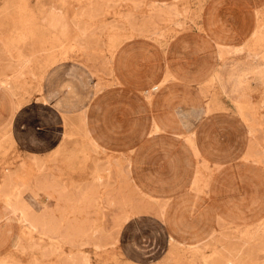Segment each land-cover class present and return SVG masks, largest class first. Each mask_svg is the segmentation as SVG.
I'll use <instances>...</instances> for the list:
<instances>
[{
	"label": "rangeland",
	"instance_id": "obj_1",
	"mask_svg": "<svg viewBox=\"0 0 264 264\" xmlns=\"http://www.w3.org/2000/svg\"><path fill=\"white\" fill-rule=\"evenodd\" d=\"M255 9L262 11L246 47L231 52L264 62V0H0V86L15 111L26 103L15 138L24 121L34 134L57 136L37 154L15 141L12 122L0 132V203L20 224L12 253L0 264H264V96L253 90L240 112L241 101L207 79L206 97L196 81L168 85L179 81L170 65L204 74L217 66L211 11L215 29H229L225 40L240 44L250 35ZM223 57L219 53L220 62ZM147 85L143 96L151 103V91L168 85L155 93L153 106L139 93ZM168 91L176 93L164 98L172 99L170 107L160 102ZM41 94L50 105L35 101L46 102ZM206 98L207 114L191 109ZM59 105L69 114L53 111ZM84 106L86 116L79 115ZM150 118L152 137L146 135ZM182 119L186 127L179 131L195 132L184 137L188 148L201 149L209 165L196 159V191L182 211L170 208L163 216L170 203L143 193L175 201L189 190L183 186L188 176L181 175L189 149L180 137L157 136L171 120L185 125ZM54 121L56 129L46 126ZM87 121L94 132L109 134L107 149ZM249 137L246 158L256 164L243 161ZM130 148L133 175L125 155ZM213 162L226 165L216 172ZM160 185L164 191L152 190ZM10 191L19 208L4 202ZM175 206L181 209L180 202ZM227 211L241 214L245 224L224 223ZM259 211L262 217L251 221ZM190 214L200 232L191 236H208L192 240L185 233L193 229Z\"/></svg>",
	"mask_w": 264,
	"mask_h": 264
},
{
	"label": "crops",
	"instance_id": "obj_2",
	"mask_svg": "<svg viewBox=\"0 0 264 264\" xmlns=\"http://www.w3.org/2000/svg\"><path fill=\"white\" fill-rule=\"evenodd\" d=\"M254 11H255L254 12L255 18H254V23H253V27H252V30L250 32V35H249V37H248V39L246 41H244L243 43H240V44H232L231 42L229 43V42H227L225 40V39H227L229 37V34H228V32L230 31L229 29L228 30L224 29V28L220 29V30H216L215 29V27H214L215 26V23H214L215 20L213 18L212 11L209 13L208 20H207L208 31L211 30L213 32V34L212 33H210V34H211V38L214 41V45L213 46H214L215 51H216V59L218 60V61H216L217 66H215L214 69H216L217 73L220 75V79L222 81V86H223L224 90L228 93V95L231 98L235 99V100L245 101V102H251V100L249 99V94L253 90L260 91L261 97L264 96V83H263L264 82V62L261 60V58L251 54L250 52L243 51V52L232 53L231 51H232V49H238V48L242 49V48L246 47V44H247L250 36L252 35V33H253L254 29H255V26H256V14L255 13H257L259 11H262V9H255ZM219 53L224 56L223 57L224 58L223 62H220V60H219ZM230 55H232L234 57H232L231 61L227 62L226 59ZM241 55H243V56H241ZM163 59H164L163 60V64H164V62L166 60H165V58H163ZM60 64H62V63H59L58 65H60ZM163 64H162V66H163ZM58 65H56V66H58ZM169 65H170V63H169ZM55 67H53V68H55ZM170 67H172V69L175 71L174 72L175 76H176V78L179 81L176 82V83H169L168 85H175V84H178V83H182V81H186L187 79H189L191 81H196L197 82V88H198L199 92L206 97V93L203 92V89L201 88V86H202V82L205 81L210 76L211 73H213V71H212V70H214L213 68L208 74H204L205 71H203V70H202V72H192L191 73V72H187V71H185V70H183V69H181L180 67H177V66L175 67V66L170 65ZM162 69L163 68L161 67V74H162ZM49 71L46 74L44 79H46L48 77ZM112 74H113L114 81L117 82V83H114V84H119L120 85L121 81H120V79L118 78V76L116 74L115 60L112 63ZM161 74H160L159 78L161 77ZM153 82H155V81H153ZM153 82H151V83L148 82V83H149V85H151ZM149 85H147L143 89H141L139 91V93L142 94L141 95L142 96V100L144 101V103L146 105L153 106L154 105V97L156 95L155 93L161 92L168 85H165L160 90L159 89H155V90L152 91L153 94H154V96L152 98V100H153L152 103L145 101L144 100V96H143L144 89L147 88ZM94 87H95V90H94L93 93L95 94V93H97L96 92V82L94 84ZM68 88H69V86H68ZM210 94L212 95V92ZM167 95L168 96L169 95L172 96V99H173L176 96V93H174L173 91H168L166 94L163 95V97H162V99L160 101L161 104L167 105V106L170 107L172 105V99H171V101L164 100V98L167 97ZM42 96H43V98H44V100L46 102L37 101V100H35V101L36 102H41L42 104L50 105V103L48 102L49 99H50L49 95L45 94V96L44 95H42ZM208 97H210V95ZM207 98L204 99L199 105L193 106L191 109L193 111H199L200 113L207 114V112H209L208 109H207V105H206L207 104L206 103ZM25 105H26V103H24L19 110L15 111V101H14L13 97L5 89H3L2 86H0V132L3 131L5 128H7L9 126V124L12 122V124H13L12 125L13 135L15 134L14 133L15 123L17 121H21L20 120L21 119L20 117H22L21 116V112H22L23 107ZM59 106L61 108L60 107L59 108L53 107V109H54L53 111H56V113H58V114L59 113L64 114V115H68L69 114V112L65 109V107L63 105H59ZM86 108H87V106H84V108H82L79 111H77V112H79V115L80 114L85 115ZM172 114H174V112ZM59 116H60V114H59ZM151 118L149 120L148 128H147V131H146V135L148 137H152L151 133H150V130H151ZM159 118L160 117H155V119H159ZM60 119H61V117H60ZM38 120H39V122L41 124L47 122V120H41V119H38ZM59 123L60 122H55L54 121V122H51L50 125H46V126H48L50 129L55 126L54 128L56 129ZM170 124L171 125H169L167 128H165L164 130L159 132L157 136H161V135H164V134H170L173 137H180V138H182V141L184 142V144L187 146L186 142L184 141V137L185 136H187V137L188 136H193V134L195 132L193 130L189 131L188 133H183V132L179 131V128L181 129L182 127H186V121H184L185 125H180V123L178 124V120H177L176 123H173V121L171 120ZM25 125L26 124H25V121H24V123L21 124V127H23V128L25 127V130L21 132L20 137H17L18 139L15 138V135H14V139H15L16 142H17V140H19V141H21L23 143V145L25 144V145L29 146L27 148H29L30 150H27L25 148L26 150H24V151L35 152V153L38 154V152L39 153L42 152L40 150L43 147H46L48 145V143L51 142V139L54 140V138L57 137L56 135H53V133L51 134V133H48V132L45 133V135H42V136L39 135V134H42L41 132H36L34 134V132L30 129V127L26 129ZM33 127L34 126H32V128ZM45 128H47V127H45ZM87 128L91 130L94 138L99 142V144H101L104 148H106V145L108 144L109 134L108 133L106 134L105 132H94L92 130V128L90 127V125L88 124V121H87ZM39 129H40V127H36V126L34 127V130H36V131L39 130ZM246 133H247V130H246ZM33 135H34V137H33ZM247 135H248V133H247ZM249 144H250V137H249V140H248L247 151H246V153H245V155L243 157V159H244L243 161L244 162H249L251 164H256V163L250 162L246 158V156L248 154ZM25 145H24V147H25ZM31 146L33 147V149L31 148ZM38 148H40V150ZM187 148H188V146H187ZM198 148L200 149L199 146H198ZM132 152H133V149L130 148L128 150V154H125V155H126V157L128 156L129 159L132 162V167L130 168V170H131V173L133 175V166H134L135 159H134V157L132 155ZM189 152H190L189 153V155H190L189 162H187L186 166L182 168V173H181L182 176H184V175L188 176V178L183 183V186L186 185L188 187V189H189L185 196L179 198V200H175L174 201L173 198L170 197V196L154 195V194L148 193V192L143 193V194L147 195L148 197L155 198L158 201L160 199H162V200H164L163 202L170 203L169 207L164 212L163 216L166 215L167 212L170 211V208L174 209L173 213H175V212L179 213L180 211H182L185 208V204H186L187 198H190V193L189 192H195L196 191L193 188H191L193 186V177L196 175V172H197V164L196 163L201 160V161L205 162L207 165H209L208 164V159L204 157L205 154L203 155V152L201 151V149H200L198 154H195L190 149H189ZM196 159H199V160L196 161ZM170 163L171 162H168V165ZM213 165H214V168L216 169V172H218L219 170H222L225 167L226 164L222 163V162H213ZM260 168H261V170L264 173L263 168L261 166H260ZM213 179H212V181H213ZM212 181L210 182L209 187L211 186ZM140 186L142 187L143 185L141 184ZM161 186L162 185H160L159 188L157 187V188L152 189V190L159 191V192L162 191V190L164 191V188H160ZM197 200H198V198H196L195 205H194V210H193L192 214L195 212V209L197 207V204H198ZM159 202H161V201H159ZM178 202H180V204H181V209L180 208H176V206H175V203H178ZM262 209H264V203L262 204L260 210H262ZM216 213H219V212L217 211ZM192 214H190V217H189L190 221L187 222V223L190 226H193V229H190V227H189L188 231L185 232V233H189L190 238H192V240L195 237L200 239L202 237L208 236L209 234L206 235V236H195V237L191 236L193 232H198V229L195 230V225L196 224H195V222L192 221V217H191ZM260 217H262V212L261 211H259V213L255 217H253L251 219V221H255V220L259 219ZM209 220H210V224L209 225H211L212 224V220L210 218H209ZM223 222L224 223L233 222V224H235V225H237V224H245L246 218H243V216L241 214H238V213H233L232 215H230L229 211H227L226 219H224ZM15 226L17 228L16 232L14 230ZM165 227L167 229V232H169V228L167 226H165ZM179 230L185 231V227L182 226V227H180ZM19 233H20V224L17 221L16 217L13 216V214L10 212L9 208H7L4 204L0 203V260H2L4 258H7V256H9L12 253L13 247L15 246V244L17 242V237H18ZM185 233H183V234H185ZM198 233H200V232H198ZM174 234L177 235L176 233H174ZM166 236H167V233H166L165 237ZM173 237L175 238V236H173ZM182 241H186V239H184ZM1 250H4V252L1 253Z\"/></svg>",
	"mask_w": 264,
	"mask_h": 264
},
{
	"label": "bare ground",
	"instance_id": "obj_3",
	"mask_svg": "<svg viewBox=\"0 0 264 264\" xmlns=\"http://www.w3.org/2000/svg\"><path fill=\"white\" fill-rule=\"evenodd\" d=\"M22 7V6H21ZM24 8V7H23ZM20 11H21V9H20ZM26 11V10H25ZM25 11H24V13H25ZM23 13V14H24ZM256 14V13H255ZM20 15V14H19ZM29 19V18H28ZM20 20V19H19ZM25 21V20H24ZM55 24V23H54ZM28 25H29V23H28ZM33 25V24H32ZM51 26V25H50ZM57 26V25H56ZM18 28H20V27H18ZM26 29V28H25ZM32 29V28H31ZM56 29H58V28H56ZM27 30V29H26ZM30 30V29H29ZM26 32V31H25ZM255 32H257V31H255ZM28 33V32H27ZM55 33H57V32H55ZM29 35V34H28ZM57 35V34H56ZM30 36V35H29ZM35 36V35H34ZM54 36V35H53ZM55 37V36H54ZM53 37V38H54ZM57 38H58V36H57ZM256 38V37H255ZM24 39V38H23ZM52 39V38H51ZM56 39V38H55ZM18 40V39H17ZM26 40V39H25ZM58 40V39H57ZM67 40V39H66ZM19 41V40H18ZM52 41V40H51ZM120 41V40H119ZM56 43V42H55ZM55 43H54V45H55ZM58 43V42H57ZM63 43V42H62ZM64 43H65V41H64ZM67 43H69V42H67ZM49 44V43H48ZM116 44V43H115ZM52 45V44H51ZM122 45V44H121ZM255 46H256V44H255ZM54 47H56V45L54 46ZM122 47V46H121ZM252 47V46H251ZM50 48V47H49ZM65 48V47H64ZM67 48V47H66ZM115 48V47H114ZM113 48V49H114ZM119 48V47H118ZM51 50V49H50ZM58 50V49H57ZM47 51V50H46ZM56 51V50H55ZM54 51V52H55ZM59 52H61V50L59 51ZM115 52V51H114ZM51 53V52H50ZM116 53H117V51H116ZM52 54V53H51ZM58 54H60V53H58ZM50 55V54H49ZM54 55H56V54H53V56ZM58 56V55H57ZM62 56V55H61ZM47 57V56H46ZM59 57V56H58ZM48 58V57H47ZM46 58V59H47ZM57 60V59H56ZM56 60H54V61H56ZM53 61V62H54ZM52 62V63H53ZM51 63V62H50ZM141 63V62H140ZM46 64V63H45ZM176 66V65H175ZM44 68H45V66H44ZM214 69V68H213ZM163 71V70H162ZM170 71V70H169ZM213 71V73H211L210 74V76L207 78V80L209 81V83H213V84H217V86H219V88L221 89V91L224 93V94H226L227 92H225V90H224V88H223V86H222V81H221V79H220V75L217 73V70L216 69H214V70H212ZM219 71V70H218ZM164 73H166V72H164ZM167 73H169V72H167ZM172 74V73H171ZM164 75V74H163ZM162 75V76H163ZM169 76H170V74H169ZM172 77H174L173 75H172ZM171 79V78H170ZM207 85V84H206ZM152 86V85H151ZM154 87V86H153ZM208 87V86H207ZM218 89V88H217ZM216 90V89H215ZM152 92V91H151ZM217 92V91H216ZM152 95H153V93H152ZM226 95H228V94H226ZM230 97V96H229ZM228 97V98H229ZM148 98V97H147ZM151 98V97H150ZM232 101H233V99H232ZM235 102V101H234ZM233 102V103H234ZM239 102V101H238ZM235 107V106H234ZM246 103H245V101H241L240 102V104H238V108L239 109H237L238 111H245V109H246ZM247 110V109H246ZM255 111V110H254ZM247 112V111H246ZM247 113H249V112H247ZM241 114V113H240ZM239 115V114H238ZM247 118H249V117H247ZM158 129H160L159 127H158ZM14 195V192L13 191H10L8 194H5L4 195V202L7 204V205H9V206H11V207H17V208H19V204H20V202H19V200H18V198L16 197V196H13ZM20 213V212H19ZM23 217V216H22ZM23 219V218H22ZM177 258V257H176ZM204 259V258H203ZM85 263H87V262H85ZM206 263V262H205Z\"/></svg>",
	"mask_w": 264,
	"mask_h": 264
}]
</instances>
